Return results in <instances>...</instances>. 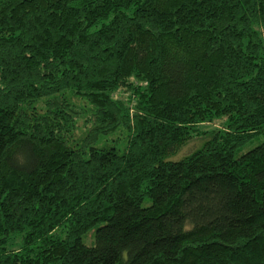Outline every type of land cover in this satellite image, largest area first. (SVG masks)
<instances>
[{"label":"trees","instance_id":"16d2710c","mask_svg":"<svg viewBox=\"0 0 264 264\" xmlns=\"http://www.w3.org/2000/svg\"><path fill=\"white\" fill-rule=\"evenodd\" d=\"M259 136L264 0H0V264H264Z\"/></svg>","mask_w":264,"mask_h":264},{"label":"rangeland","instance_id":"374dc122","mask_svg":"<svg viewBox=\"0 0 264 264\" xmlns=\"http://www.w3.org/2000/svg\"><path fill=\"white\" fill-rule=\"evenodd\" d=\"M223 121H224V118L216 119V120H214V121H212L210 123L205 124L204 125V128L207 129V128H212V127L213 128L214 127H222ZM203 140L204 139H202V138H194V139L188 141L187 143H185L184 145H182L172 157L179 158V157H182L184 155L189 154L191 151H193L196 148L200 147L201 144H202V142H203ZM260 142H263L264 143V136H259L257 138L252 139V141L248 142L239 153H241V152H243V151L251 148L252 146H254V145H256V144H258ZM92 239L93 238L91 237L90 234H87V235H85L83 237V241L87 245L91 244Z\"/></svg>","mask_w":264,"mask_h":264}]
</instances>
